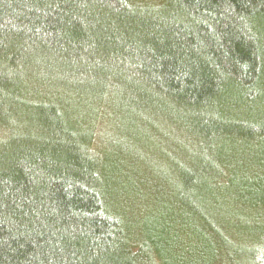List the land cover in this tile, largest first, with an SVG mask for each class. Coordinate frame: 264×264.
Returning a JSON list of instances; mask_svg holds the SVG:
<instances>
[{"label": "trees", "instance_id": "16d2710c", "mask_svg": "<svg viewBox=\"0 0 264 264\" xmlns=\"http://www.w3.org/2000/svg\"><path fill=\"white\" fill-rule=\"evenodd\" d=\"M0 264H264V0H0Z\"/></svg>", "mask_w": 264, "mask_h": 264}]
</instances>
